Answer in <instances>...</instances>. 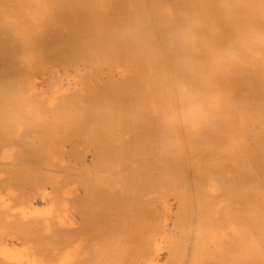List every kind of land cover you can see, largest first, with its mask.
<instances>
[{"label":"bare ground","instance_id":"1","mask_svg":"<svg viewBox=\"0 0 264 264\" xmlns=\"http://www.w3.org/2000/svg\"><path fill=\"white\" fill-rule=\"evenodd\" d=\"M4 3L0 264L264 259V0Z\"/></svg>","mask_w":264,"mask_h":264},{"label":"rangeland","instance_id":"2","mask_svg":"<svg viewBox=\"0 0 264 264\" xmlns=\"http://www.w3.org/2000/svg\"><path fill=\"white\" fill-rule=\"evenodd\" d=\"M4 1H6V2L8 3L9 0H3V1L0 0L2 6H3V4H4V5H7V4L4 3ZM2 2H3V4H2ZM104 5H107V4H104ZM121 6H124V5L121 4ZM2 59L4 60V58H2ZM2 59H0V61H1ZM5 59H6V58H5ZM9 59H11V58H9ZM9 59L7 58L6 63L9 62V61H8ZM204 59H205V58H204V55H203V53H202V60H204ZM12 60H13L12 62H14V61H16V60H18V59L15 58V59H12ZM79 60H80V59H79ZM1 63H2V62H1ZM3 63H5V60H4ZM112 63H114V62H112ZM10 67H11V66H10ZM10 67H9V68L7 67L8 70H6V69H7L6 67H4V68H0V72L6 70L7 73H6V72H5V73H6L8 76L11 75L12 78H13V76L15 75V73L17 74V72H14V71L12 72L11 70H12L13 68H16L17 66H16V67H15V66H14V67L12 66L11 68H10ZM107 68H108L107 66L104 67V69H105L106 71L109 70V71L116 72V73H114V74H116L115 77H118V76H117L118 74H117V71H116L117 68H116V66H114V64H113V66H112L111 68H108V69H107ZM113 68H114V69H113ZM10 69H11V70H10ZM20 69H21V68H20ZM9 70H10V72H9ZM15 70H16V69H15ZM18 70H19V68H18ZM21 70H22V69H21ZM21 70H19V71H18V74L14 76L15 78L17 77L18 79H20L21 76L23 77V74H24L26 71L22 74V73H20ZM105 70H103V71H105ZM22 71H23V70H22ZM103 71H102L101 73H103ZM106 71H105V72H106ZM11 72L14 73V75H12ZM62 72H63V71H60V75H61ZM105 72H104V73H105ZM5 73L3 72L2 74L6 75ZM8 73H10V75H9ZM19 73H20V74H19ZM69 73H70V72H69ZM71 73H72V72H71ZM98 73H100V72H98ZM98 73H95V74H97V75H94V74L92 73V75H93L94 77L96 76V78H97ZM101 73H100V74H101ZM66 74H67V73H66ZM107 74H108V73L106 72V76H107ZM4 75H3V76H4ZM19 75H20V76H19ZM25 75H26V74H25ZM62 75H65L64 72L62 73ZM71 75H72L73 77L77 76V75H75V74H74L75 76H74L73 74H71ZM1 76H2V75H1ZM69 76H70V74H69ZM103 76H105V75H103ZM103 76L101 75L100 78H98V79H100L101 82L107 83V82H105V80L107 79V77H106V79H104V81H103V79H101V77H103ZM4 77H5V76H4ZM62 77H63V76H62ZM62 77H61V78H62ZM64 77H66V75H65ZM77 77H79V74H78ZM25 78H26V77H24V78H22V79H25ZM66 78H67V77H66ZM66 78H63V81H65ZM69 78H71V77H69ZM104 78H105V77H104ZM260 78H261V77H260ZM71 79H72V78H71ZM6 80H7V79H6ZM110 80H111V79H110ZM263 82H264V78H263ZM261 83H262V82H261ZM262 86H263V88H264V83H263ZM263 94H264V90H263ZM263 100H264V99H262V97L260 96V97H259V101H258V102H254L253 105L256 106V109H258L259 106H264V102H263ZM260 111L264 114V112H263L262 110H260ZM138 121L140 122V123H139V125H140V126H139V130L141 131V133L138 134V135H140V137L137 138V140L139 139L138 141L136 140L135 136L132 137V138H131V141H132V142H131V143H132L131 145H136V146L138 145V147H139V146H140V143H143L145 137H147L146 135L148 134V136H149V133H147V134L144 133V134L141 136L142 132H146V131H147V127H149V129H150V127H151L152 124H151V120L149 119L148 115H146V114H145L142 118L139 117V118H138ZM142 122H143V123H142ZM152 122H153V124H155V121H152ZM156 123H157V122H156ZM137 125H138V124H137ZM25 128H26V127H25ZM25 128H24L23 131H25L24 133L27 134L28 130L26 131V129H28V128H26V129H25ZM149 129H148V131H149ZM157 129H158V128H156V131H155V132H158ZM29 130H30V129H29ZM30 131H31V130H30ZM30 131H29V132H30ZM258 131H260V132L257 133ZM29 132H28V133H29ZM30 133H31V132H30ZM250 133H251V134L253 133V135H250V137H251V136L253 137L254 134L256 133L255 135L258 136L260 142H262V143L264 144V121L262 122V125H260L259 122L255 123V127L253 128L252 131H250ZM22 134H23V133H22ZM26 134H25V135H26ZM25 135H22V136L24 137ZM27 135H28V134H27ZM29 135H30L29 137L25 136V138L27 137V139L30 138L29 140H32V139H33V137H31L32 134H29ZM22 136H21V137H22ZM252 137H251V138H252ZM31 138H32V139H31ZM64 141H66V140H64ZM67 143H68V142H67ZM65 145H67L66 142L64 143V146H65ZM67 146H68V145H67ZM65 147H66V146H65ZM66 148H67V147H66ZM141 148H142V146H141ZM67 149H68V152H69V148H67ZM66 151H67V150H66ZM66 151H65V153H63V155H62V156L65 155V157H66V159H65V157H64V160H67V157H68V158L73 159V160L69 159V160H71V163H73V162L76 160V159H75V156H74L73 158L70 157V156H73V155H68V156H66V155H67V154H66ZM68 152H67V153H68ZM85 152L88 153V151H85ZM70 153H71V152H70ZM90 153H91V152H90ZM90 153H88V154H90ZM67 161H68V160H67ZM72 161H73V162H72ZM76 161H77V160H76ZM88 161H89V162H86V163H87V164H90V167L94 165L93 168L90 169V167H89L88 165H85V166H82V165H80V166H79V165H76V172H78V174H79V171L82 169V168H80V167H84L83 169H85L86 171L83 170V173H84V174L86 173V174H85L86 176H85L84 174H82V172H81L82 175L80 174V176H81L82 178H84V177H83V175H84V176H85V181H86L87 178H89L88 180H90L91 182H94L96 179L93 177V175H95V172H96V174L99 172L98 169H96L98 166L96 165V168H95V163H94V164H93V163L91 164V161H90V160H88ZM69 162H70V161H69ZM69 162H68V163L66 162V163L69 164ZM71 163H70V165H71ZM75 164H78V163L75 162ZM75 164L73 165V167L75 166ZM70 165H69V167H70ZM53 166H55V165H53ZM56 166H57V167H56ZM56 166H55V167H56V168H55V173H56V174H58L57 172H59V171H62V172L65 173L66 170L64 169V166H66V165H64V166H63V165H59V167H62V166H63L62 168L64 169V171L61 170L62 168H61V169H58L59 171H58V170L56 171V169L59 168L58 165H56ZM78 166H79L80 170L78 169V171H77ZM86 166H87V168L90 169V171H89V169H86ZM101 166H103V165H101ZM101 166H99V167H101ZM146 166H147V167H150V168L152 167L151 165H146ZM51 167H52V166H51ZM71 167H72V166H71ZM73 167H72V169H71V171H70L71 174H72V175H70V176H72L73 178H76V177L80 178V179L78 180L79 182L77 181L78 183H77L76 181L74 182V184H73L74 186H73V187H75L76 184L79 185V188H78L77 191H81V192H79V193H82V194H83V192H84V191H83V185L85 184V183H84L85 181L83 182L84 184H81L82 186L79 184L80 181H82V180H81L82 178H81L79 175L77 176L76 173H75V175H76V177H75L74 172H73V170H74L75 168H73ZM99 167H98V168H99ZM66 168H67V166H66ZM53 169H54V168H53ZM92 169H93V170L96 169V170L93 171ZM68 170H69V168H67V171H68ZM67 171H66V173H67ZM74 171H75V170H74ZM87 171H88V172H87ZM91 171H92L94 174L91 175L92 178L90 179L89 174L91 173ZM2 172H3V171H2ZM4 172L6 173V170H4ZM62 172H60L61 175L64 174V173L62 174ZM72 172H73V173H72ZM89 172H90V173H89ZM5 173H4V175H6ZM87 173H88V174H87ZM68 175H69V173H68V174H64V176H66L67 178H68ZM73 175H74V176H73ZM87 176H88V177H87ZM86 177H87V178H86ZM59 178H60V176H59ZM63 178H64V177L61 176V179H62L61 181L63 182V185H61L60 188L62 189V186L64 187V186H67V185L69 184L70 186L68 185V188H67V189L70 190V191H71V189H72V192H71V193H72V194H73V193L75 194V193H76V192H75V189H74L73 187L71 188V183H68V182H69V178H71V177H69L68 179H67V178L64 179L65 182L67 181V185H64V180H63ZM73 178H72V179H73ZM66 179H67V180H66ZM76 179H77V178H76ZM92 179H93L94 181H93ZM83 180H84V179H83ZM88 180H87V181H88ZM87 181H86V182H87ZM70 182H71V180H70ZM60 183H61V182H60ZM81 183H82V182H81ZM48 185H49V184H48ZM105 185H106V184L104 183V186H105ZM69 187H70V188H69ZM76 187H77V186H76ZM64 188H65V187H64ZM67 189H65V190H67ZM79 189H81V190H79ZM80 195H81V194H80ZM9 206L11 207V212H10V213H13V212L15 211V209H14V211H13V208H14L13 205L11 206V204H10ZM12 207H13V208H12ZM8 208H9V207H8ZM8 213H9V210H8ZM10 213H9V214H10ZM257 231H258V232H257ZM254 235H258V236L261 238V240H263V242H262V243L259 242L258 244H255L256 246L253 245L252 243H250V248H251L252 252H254V254H255L256 256L258 255V256H262V257H263V256H264V253H263V251H264V229H259V230L252 231V232L250 231V237H251V236H254ZM254 246H255V248H254ZM81 247H82V246H81ZM84 248H85V247H84ZM84 248H83V249H84ZM81 250H82V248H81ZM83 251H84V250H83ZM81 252H82V251H80V254H81ZM84 253H85V252H84ZM261 254H263V255H261ZM81 255H82V254H81ZM83 255H84V254H83ZM263 260H264V259H263ZM263 260H262L261 262H259L258 264H260V263H261V264H264V263H262Z\"/></svg>","mask_w":264,"mask_h":264}]
</instances>
